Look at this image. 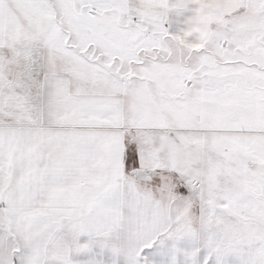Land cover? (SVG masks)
Wrapping results in <instances>:
<instances>
[{
  "label": "snow or ice",
  "instance_id": "1",
  "mask_svg": "<svg viewBox=\"0 0 264 264\" xmlns=\"http://www.w3.org/2000/svg\"><path fill=\"white\" fill-rule=\"evenodd\" d=\"M0 264H264V0H0Z\"/></svg>",
  "mask_w": 264,
  "mask_h": 264
}]
</instances>
